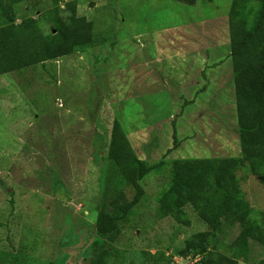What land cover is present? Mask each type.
Instances as JSON below:
<instances>
[{"label":"rangeland","instance_id":"rangeland-1","mask_svg":"<svg viewBox=\"0 0 264 264\" xmlns=\"http://www.w3.org/2000/svg\"><path fill=\"white\" fill-rule=\"evenodd\" d=\"M232 3L78 0L74 54L0 76V264H90L107 245L96 232L99 212L134 195L108 158L116 120L151 164L242 155ZM259 9L251 0L250 25ZM42 11L24 0L15 5L16 22ZM238 176L255 213L264 211L258 177L247 167ZM142 183L146 193L120 223L114 246L126 264H195L176 257L190 255L179 253L185 240L209 227L191 206L159 215L166 177ZM245 237L251 253L239 264H258L264 252L250 228L227 226L203 246L230 257V245Z\"/></svg>","mask_w":264,"mask_h":264},{"label":"trees","instance_id":"trees-1","mask_svg":"<svg viewBox=\"0 0 264 264\" xmlns=\"http://www.w3.org/2000/svg\"><path fill=\"white\" fill-rule=\"evenodd\" d=\"M23 1L0 0V76L70 56L78 49V0H67L63 7L58 0H29L33 9L43 8L42 13L17 23L15 5ZM174 1L189 6L198 2ZM250 1L233 0L229 13L230 58L242 155L162 159L151 164L137 156L122 124L116 120L108 158L134 195L130 200L117 199L99 212L96 232L107 245L92 255L90 264H126L125 252L114 243L120 223L128 219L146 193L142 180L152 174L166 177L156 199L161 217L191 206L209 227L188 237L180 254L200 255L195 264L248 263L251 243L247 237L230 245V257L205 250L203 244L214 237L219 239L227 226L252 229L264 252V211L255 213L238 176V170L247 167L264 186V0H259L260 9L252 25L248 21ZM45 25H49L48 30ZM175 142L169 153L178 145L177 139ZM159 257L166 259L164 253H159ZM258 264H264V257Z\"/></svg>","mask_w":264,"mask_h":264},{"label":"built area","instance_id":"built-area-1","mask_svg":"<svg viewBox=\"0 0 264 264\" xmlns=\"http://www.w3.org/2000/svg\"><path fill=\"white\" fill-rule=\"evenodd\" d=\"M200 258H201L200 255L194 256L193 254H190L186 257H180V258L176 257V262H179V260H182V259L187 261V262L188 261L194 262V260H196L195 262H197Z\"/></svg>","mask_w":264,"mask_h":264}]
</instances>
